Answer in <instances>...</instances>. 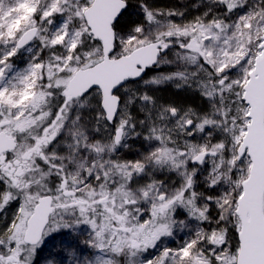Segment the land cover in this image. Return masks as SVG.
<instances>
[{
  "label": "snow or ice",
  "instance_id": "snow-or-ice-1",
  "mask_svg": "<svg viewBox=\"0 0 264 264\" xmlns=\"http://www.w3.org/2000/svg\"><path fill=\"white\" fill-rule=\"evenodd\" d=\"M0 264H264V0H0Z\"/></svg>",
  "mask_w": 264,
  "mask_h": 264
},
{
  "label": "trees",
  "instance_id": "trees-1",
  "mask_svg": "<svg viewBox=\"0 0 264 264\" xmlns=\"http://www.w3.org/2000/svg\"><path fill=\"white\" fill-rule=\"evenodd\" d=\"M160 2L163 4H167L169 2V0H160Z\"/></svg>",
  "mask_w": 264,
  "mask_h": 264
}]
</instances>
